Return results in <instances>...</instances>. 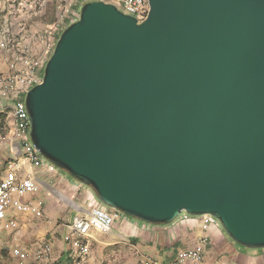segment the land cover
I'll return each instance as SVG.
<instances>
[{"label":"water","instance_id":"1","mask_svg":"<svg viewBox=\"0 0 264 264\" xmlns=\"http://www.w3.org/2000/svg\"><path fill=\"white\" fill-rule=\"evenodd\" d=\"M147 3L82 5L25 95L30 142L110 210L264 249V0Z\"/></svg>","mask_w":264,"mask_h":264},{"label":"crops","instance_id":"2","mask_svg":"<svg viewBox=\"0 0 264 264\" xmlns=\"http://www.w3.org/2000/svg\"><path fill=\"white\" fill-rule=\"evenodd\" d=\"M59 2L81 4L73 0H0V88L6 80L31 74V64L44 52L41 36L60 13ZM13 104L12 94L0 97V178L12 174L18 180H31L36 191L27 193L21 202L40 215L13 212L0 221V264H74V251L65 241L70 236L68 226L101 203L88 187L47 161L34 164L24 156L11 118ZM9 221L15 226L6 234L4 225ZM200 244L201 264H264V249L237 245L221 227L204 228L200 218L187 214L168 225H150L119 214L106 233L91 227L85 264H167L180 251ZM44 247L48 252H42ZM15 250L27 257L14 255Z\"/></svg>","mask_w":264,"mask_h":264},{"label":"built area","instance_id":"3","mask_svg":"<svg viewBox=\"0 0 264 264\" xmlns=\"http://www.w3.org/2000/svg\"><path fill=\"white\" fill-rule=\"evenodd\" d=\"M36 1V0H34ZM76 3L83 5L89 2H102L114 6L123 15L134 18L137 23L142 22L148 13L147 0H73ZM71 3L59 2L57 5L59 9V15L54 23L50 26L45 33L42 34L41 39L44 45V52L36 61L31 64L32 72L28 76H16L12 79L6 80L1 83L0 97L5 98L9 94L14 97L13 110L11 112V118L14 121L17 136L21 143L24 156L32 163L38 164L43 159L40 154L34 149L30 142L29 132L30 123L28 114L25 108L24 98L29 89L42 82L43 70L46 62L48 61L55 45L57 34L61 28L67 24V22H74L79 15L78 7ZM38 69L37 72H33ZM3 131L2 124L0 122V133ZM44 160V159H43ZM36 187L34 183L29 180H18L12 174H8L5 177L0 178V221L11 216L13 212H31L36 216L40 215V211L23 204L21 198L27 193L35 192ZM108 208L101 204L100 207H96L85 218H76L68 226L70 236L65 237V241L71 245L74 251L75 261L74 264H85V257L88 253L87 240L91 227H96L101 233H106L114 219L118 217L120 213L111 210L108 212ZM110 210V209H109ZM182 213L181 215H183ZM179 215L176 219H180ZM200 218L201 224L204 228L208 226L221 227L219 222L209 215H203ZM15 226L14 221H9L4 225L6 234H9L11 229ZM42 252H48V248L44 247ZM14 255L20 258H26V253H20L19 251H13ZM203 245L200 244L194 249L180 251L173 260L167 264H201L202 262ZM37 255H42L41 251L37 252Z\"/></svg>","mask_w":264,"mask_h":264},{"label":"rangeland","instance_id":"4","mask_svg":"<svg viewBox=\"0 0 264 264\" xmlns=\"http://www.w3.org/2000/svg\"><path fill=\"white\" fill-rule=\"evenodd\" d=\"M81 7H82V5H79L78 6V10L79 9H81ZM70 24V22L69 23H67L65 26H63L62 28H61V30H60V32L57 34V36H56V40H55V42L57 41V39H58V37L60 36V34H61V32L68 26Z\"/></svg>","mask_w":264,"mask_h":264}]
</instances>
